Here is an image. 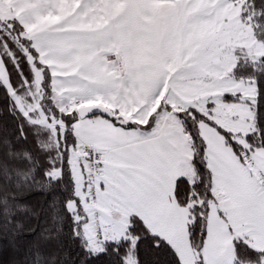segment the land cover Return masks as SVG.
I'll use <instances>...</instances> for the list:
<instances>
[{
    "label": "snow or ice",
    "instance_id": "6c2138e0",
    "mask_svg": "<svg viewBox=\"0 0 264 264\" xmlns=\"http://www.w3.org/2000/svg\"><path fill=\"white\" fill-rule=\"evenodd\" d=\"M228 5L0 0V264H264V0ZM174 134L197 175L146 193Z\"/></svg>",
    "mask_w": 264,
    "mask_h": 264
},
{
    "label": "crops",
    "instance_id": "0c3cea01",
    "mask_svg": "<svg viewBox=\"0 0 264 264\" xmlns=\"http://www.w3.org/2000/svg\"><path fill=\"white\" fill-rule=\"evenodd\" d=\"M202 131L205 136H216L214 129L208 126H204ZM216 138L223 143L221 137L216 136ZM189 146L190 141L187 135L180 138L174 134L169 136L162 145L156 147L148 157L136 160L134 163L138 167L132 170L137 171L141 178L142 189L149 194L170 195L178 177L187 176L191 179L192 165L189 161L192 151ZM117 168L116 164L112 166L114 175ZM122 171L127 175L130 169L124 168ZM115 178L123 183L121 177L116 176ZM258 219L259 214H254V220L258 222Z\"/></svg>",
    "mask_w": 264,
    "mask_h": 264
},
{
    "label": "trees",
    "instance_id": "16d2710c",
    "mask_svg": "<svg viewBox=\"0 0 264 264\" xmlns=\"http://www.w3.org/2000/svg\"><path fill=\"white\" fill-rule=\"evenodd\" d=\"M236 2H241V4L244 3V0H236ZM190 145L192 143L191 138L189 137ZM197 149L199 145L196 146ZM193 151V149H191ZM192 156V153H191ZM194 166H192L193 168ZM193 175H197L196 172L193 171ZM191 179H189L190 181ZM203 191V189H201ZM25 201L30 205V206H37L40 207L44 205L46 199H47V192L45 189H42L39 184H37L30 192L26 193L24 196ZM35 223V221H33ZM12 256V253L10 251H5L4 253V259L5 261L9 260Z\"/></svg>",
    "mask_w": 264,
    "mask_h": 264
},
{
    "label": "rangeland",
    "instance_id": "374dc122",
    "mask_svg": "<svg viewBox=\"0 0 264 264\" xmlns=\"http://www.w3.org/2000/svg\"><path fill=\"white\" fill-rule=\"evenodd\" d=\"M236 4L237 7L235 9H233L232 5H228L226 9V14H229L230 16L237 15L239 13V5L241 4V2H236ZM233 35H237V33L233 32ZM192 175H193V168H192ZM192 175L190 176V178L192 177Z\"/></svg>",
    "mask_w": 264,
    "mask_h": 264
}]
</instances>
